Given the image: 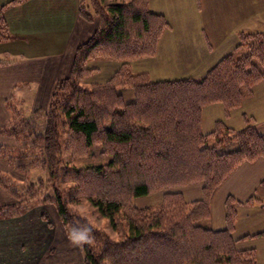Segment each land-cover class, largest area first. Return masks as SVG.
Masks as SVG:
<instances>
[{"label": "trees", "instance_id": "1", "mask_svg": "<svg viewBox=\"0 0 264 264\" xmlns=\"http://www.w3.org/2000/svg\"><path fill=\"white\" fill-rule=\"evenodd\" d=\"M107 1L111 0H98L101 5L97 4L95 10L101 20L99 29L79 46L71 74L53 92L44 134L30 133L34 125L37 132V123L25 118L18 121L20 113L14 105L11 124L0 128V134L16 138L20 145L32 138L27 148L40 150L56 196L46 201L56 206L68 236L83 250L85 264H255V250H236L233 238L238 216L235 206L243 203L233 197L226 200L224 229H208L200 223L211 216L214 192L237 167L264 159V134L248 118L242 130L218 122L212 133L204 134L202 112L216 103L222 104L227 113L239 108L264 80V32L240 34L235 53L198 80L138 84V79L128 78L123 69L110 82L85 88L82 80L89 72L85 67L89 59L128 61L153 56L169 27L165 16L149 9L148 0L104 7ZM3 13L4 6L0 5V39L7 38L8 31ZM81 14L88 20L85 13ZM123 84L136 90L138 101L121 109L117 90ZM132 107L137 112L131 111ZM136 119L144 120V124ZM69 135L83 139L86 148L93 147L98 139L113 150L107 151L114 155L109 167L96 169L98 180L92 187L97 194L89 199L111 221L125 211L128 230L118 240L72 211V198L81 196L79 189L68 193L60 188L76 178L73 171L60 165L69 152ZM6 154L7 159L13 155L0 148V157L4 159ZM132 169H141L144 175H132ZM128 177L140 180L127 184L123 179ZM0 181L4 183L1 177ZM73 183L77 186L76 181ZM193 184L202 185L204 196L200 201L187 204L181 193H169L160 212L131 207L126 210L135 198ZM260 189H264V181ZM255 202L261 204L255 197L245 203Z\"/></svg>", "mask_w": 264, "mask_h": 264}, {"label": "crops", "instance_id": "2", "mask_svg": "<svg viewBox=\"0 0 264 264\" xmlns=\"http://www.w3.org/2000/svg\"><path fill=\"white\" fill-rule=\"evenodd\" d=\"M0 1L5 6L4 15L11 32V39L0 42V128H5L8 127L14 101L23 105L25 111L30 109L34 113L47 107L54 85L63 77L62 75L69 74V69H66L68 63L63 59L67 58L69 53L73 55V50L79 46L81 39L91 37L92 32L89 33V29L84 27V30L88 32L78 31V37L74 39L78 24L75 0H25L19 2L20 4H11L13 0ZM151 1L149 0V3L152 4ZM168 1L167 8L149 6L153 12L164 15L170 23V29L162 37L158 54L152 60H157L158 68L169 67L171 69L167 70L168 72L152 71L149 68L150 59L145 60L144 64L147 63V65L143 68L155 79L161 81L201 79L220 60L235 53L240 44V34L264 32V0ZM82 33L83 36L80 37ZM196 72L199 75L194 76ZM262 86H264V80L253 90V96L245 100L241 107L243 109L239 108L233 112L241 117L237 126L246 124L245 117L251 116L256 120L255 126L259 132L264 134V122L258 120V113H264V98L257 102L254 101L257 89ZM258 103H260L259 106L262 105L260 108ZM26 105H29V109ZM210 108L207 110L205 108L206 111H203L202 130L204 134L214 131L210 125L205 130L206 115L212 118ZM218 108L221 110V116L225 115V112L220 107ZM237 119L238 116L234 115L233 121ZM225 124L232 129H238L236 125L230 123V120L228 124ZM244 127L245 125L242 129ZM15 147H21L15 138L0 135V148L13 149ZM2 159L0 158V171L8 174L10 163L7 164ZM19 160L21 159L18 158L17 161ZM19 168L16 169L19 170ZM247 174L249 178H243V180L248 179L249 181H244L243 186L245 185L246 189L242 194L239 190H227L219 196L217 192L213 203L216 198H219L218 206L221 208L218 210V218L211 219V229L225 228V200L228 196L245 202L255 193L261 181L264 180V160L243 165L225 184ZM10 198V195L0 188V207L10 205ZM240 209L243 210L238 209V220L243 214L250 220L249 225L256 224L257 229L247 233L239 231L237 222L233 234L236 245L241 246L240 250L255 249L258 256L260 250L253 246L255 244L246 246V242L264 243L263 236H260L264 233V203L262 205L260 203L241 205ZM33 216L16 219L0 218L1 251L10 252L11 244L22 246L19 240L21 235L16 234L15 231L14 243L9 241V229L16 228L22 223L29 227L30 224L26 221Z\"/></svg>", "mask_w": 264, "mask_h": 264}, {"label": "rangeland", "instance_id": "3", "mask_svg": "<svg viewBox=\"0 0 264 264\" xmlns=\"http://www.w3.org/2000/svg\"><path fill=\"white\" fill-rule=\"evenodd\" d=\"M23 1L25 0H13L11 4H17V3L20 4L19 2H23ZM75 2H77L76 7H77V15H78L77 16L78 24L75 29L76 35H74V39L78 37V33L81 32V30H84V27L87 30L89 29V33L92 32V34L90 35L92 37L96 33V31L99 29V26H100V22H101L100 16L96 14L95 8L97 7V4L98 5H101V4L98 3V0H75ZM129 2H131V0H111V1L105 2L103 6L106 7V5L111 4V3L128 4ZM151 2L153 5L149 3L150 6H157L159 8H163V7L167 8L169 6L168 0H152ZM0 5L3 6V4H1V1H0ZM150 6H149V9L151 10ZM104 10L105 8L103 9V11ZM81 12L85 13L84 15L88 18V20L82 16ZM4 19H5V24L7 26V28L5 29L8 30L6 32L7 38L0 39V42L11 39L10 27L5 18V15H4ZM1 29L4 30V27H1ZM169 29H170V23H169V27L163 32L161 38L159 39V42L157 45V51L153 56L142 57L140 59H134V60H128V61L115 60L111 58L89 59L85 65L86 69H89V72L85 75L84 79L82 80L83 87L92 88L95 85H104L110 82V80H112L116 75H118L119 72L123 69L127 70L126 72H124V74H126L128 78L132 77L134 79H138L137 81L138 84H143V83L150 84V83L167 81V80L161 81V80L155 79L150 73L144 71L143 68H145L147 65V63L144 64L145 60L150 59L149 68H151L152 71L154 70L155 72L159 70L169 71L171 69L169 67L167 68L159 67L158 68L157 63H156L157 60H152L154 57L157 56L158 51L160 49L162 37L165 34V32L168 31ZM85 32H88V31H85ZM260 33H263V32H260ZM3 34H4V31H3ZM246 34H256V33H246ZM79 36L82 37L83 33ZM91 37H88V38L90 39ZM88 38L81 39L79 46L86 43L89 40ZM79 46L74 48L73 55H70L69 53L68 57L63 59L65 60L66 63H68V67L66 69H69V74L66 73L62 75L63 77L60 78L57 81V83L54 85V88L51 93V98L45 109L37 110V112L34 113L30 111L29 105H26L29 111L27 110L25 111L24 110L25 107L23 105H20L18 101H14V106L17 109V113H20L21 115V116L18 115V121H21L22 118H25L24 120H27V121L30 120V121H33L34 123H37V126H38V128L36 127L37 132H35V125L33 124L34 127L33 129H30V133L32 134L37 133L38 135L44 134L46 123H47L46 115L51 105L53 92L57 84L60 81H63L64 79L68 78L69 75L71 74L74 57H75L76 51L79 48ZM140 61H143V62H140ZM136 62H140V63L136 64ZM197 74L199 75V73L197 72L194 73V76ZM206 75L207 74H205V76ZM128 78L125 79L123 77L122 79L124 81H128ZM257 86L258 84L253 88V90ZM263 87L264 86H262V88L257 89L256 96L254 98L255 102L264 98V92H263L264 90H262ZM117 93L121 97V100H122L121 105H120L121 109H123V106L125 105H132L138 101L136 90L133 89L131 85L126 86L125 84H123V86L118 88ZM252 96H253V91H252V94L248 96L245 100H247L248 98ZM245 100L243 101V103L245 102ZM216 104L217 105L212 104L214 106L209 105L203 108V111H206L209 107H211L209 111L212 116V118H209L206 115V118L204 121L205 130L207 129L208 125H210V128L212 130L213 129L215 130L218 120H221L223 121V123L225 122L227 124L229 123V120H230V123H233L234 125H236V127L238 128L237 130H242L243 125H245V127L247 126V123L246 124L244 123L241 126H237V124L241 121V117L236 112H233L239 108L243 109L241 108L242 105L239 108L234 109L227 113L222 104L220 103H216ZM259 104L260 103H258V107L260 108L262 105L259 106ZM218 107H220V109H222L225 112V115L221 116V110H219ZM132 108L133 109H131V111L137 112V108L135 107H132ZM258 114H259V117H258L259 122H264V113L260 112ZM234 115L238 116V119L236 121H233ZM202 116H203V112H202ZM246 118L250 120L251 125L256 124V120H254L251 116L245 117V120ZM137 119H140V117H138ZM137 119H136V122H138ZM138 123L144 124V120ZM9 124H11V115H10ZM227 127L230 128L229 126ZM32 141H33L32 138H30L29 140H24L22 144L23 146L19 144L21 146L19 148L18 147H15L13 149L3 148L6 150V152L9 151L10 153H13L12 155L13 158L10 157L9 159H7V154H6L5 158L2 159V160H5L7 164L8 163L10 164L8 165L9 166L8 174L0 171V177L4 180L3 184L0 181V188L2 191L4 190V193L6 192L7 194L10 195L11 202H10V205L0 207V218L16 219V218L23 217V216H25V218L32 216V215L34 216L30 218L29 220L27 219L26 221L27 224H30L29 227L25 225L24 223H22L20 224V226L16 228L11 227L9 229V232H10L8 236L9 241L11 243L12 242L14 243V238H13L14 234L15 233L20 234L21 236L19 240H21L20 244H22V246L20 247L17 245L12 246L11 244L10 250H9L10 252L6 250L1 251L2 250V246H1L0 247V264H85L83 250L81 249L80 245L75 240H73L72 237L68 236L67 230H65V227L63 226L62 221L57 213L56 206L53 203L46 201L47 198L54 199L56 197L55 192H54L55 190L53 189V186L51 184L52 181L49 178V174L43 168L40 150L27 148V146H29ZM102 142L103 140L97 139L93 147L86 148L83 139L81 140L78 137H72L69 135V152H66L64 154V158L62 159L63 162L60 165L62 166L64 170L69 169V171L71 172L73 171L75 173L76 178L72 179V182H69V186H65L64 184H62L60 185V188L62 190L67 189L66 191H68V193L69 191L73 189L75 190V188L79 189L81 191V196L72 198L71 205H70V208L72 209V211L75 214H77L81 219L86 220L92 227L101 229L105 231L107 234H109V236H111L114 240H118L121 234H124L128 230L127 223L124 220V218H126L125 215H127L125 211L120 212L119 214L115 215L114 220L111 221L110 219L103 216L98 211V209L94 206L93 202L89 199V198H94L97 194V191L92 187V183L93 185H95L97 182L95 180H98V178L96 177V169L103 168L102 170L104 171V168L106 167L108 168L110 163L113 161L114 155L112 153L110 154L107 152L109 150L111 151L113 150L111 148L109 149L108 147H106V145ZM37 144H41V143L38 141ZM209 144L213 145L214 141H211ZM104 151H106L107 154H104ZM18 158L21 159L19 160V162L17 161ZM247 163H254V162L241 163L237 167L235 172L239 171V169L243 167V165H246ZM131 164L134 165V162L132 161ZM161 166L162 167L164 166V168H166L165 167L166 165L164 163H162ZM17 167H20L19 170L16 169ZM107 171H110V168ZM138 172H141V173H138ZM131 173L132 175L134 174H141L140 176L144 175L142 174L143 171L141 169L140 170L132 169ZM234 174H232V176ZM248 175L249 174L243 175V176L238 175L239 178H236L232 182H228V184H225L232 177L231 176L221 186V187L224 186V188L221 189V187H218L216 189V191L214 192L212 196L211 202H210L211 216L207 218L206 220H203L200 223L201 226L211 229L212 228L211 219L213 217H215V219L218 218V215H219L218 210L221 208L218 206L219 198H216L213 203L215 196H217L216 195L217 192H219L218 194L219 196L220 195L222 196L223 194L221 193L227 190H239V192L242 194L243 190L246 189L245 185L243 186L244 181L246 182L249 181L248 179L243 180V178H249ZM132 177H128V179L126 180L123 179V181L126 182L127 184H132L136 180H140V178H138L134 181ZM73 181L77 182V186L74 185ZM203 192L204 191H203L201 184L181 186L171 191L169 190L157 191V192L151 193L150 195L133 199L130 202V204L126 206V210H129V208L131 207L132 209H136L139 211H147L151 213L160 212V210L162 209L164 205V200L166 198V195L169 193H181L184 196L188 204L189 202L202 200L204 196ZM229 197H233V196H228L226 200ZM252 197H255L256 199L261 201V204L264 203V189L259 190V187H258L255 193L248 200L252 199ZM110 198H114V197L111 196ZM234 199L237 200L236 198ZM226 200H225V203H226ZM248 200H246L245 202H247ZM245 202H241L243 203L242 205H247ZM255 204H259V203L255 202ZM240 206L241 204L240 205L237 204L235 206L237 215H238V209L240 211L243 210V209H240ZM212 208H214L213 216H212ZM11 209H13V211H11ZM34 217L36 218L34 219ZM249 221L250 220L248 219L247 216H244L243 214H241L239 220L237 216L235 228L238 222L237 230L246 231V233L255 231L257 229L256 224H253L251 226L249 225ZM225 226H226V221H225ZM262 238H264V236ZM246 244H247L246 246H248L249 244H255L253 246L257 247L258 250H260L258 256H257L258 252L255 249H245V250H255L256 252L255 253L256 254L255 264L257 263L264 264V243L259 242V241H256V242L252 241V242H246ZM240 247L241 246L237 247L236 241H235L236 250L242 251L240 250Z\"/></svg>", "mask_w": 264, "mask_h": 264}]
</instances>
